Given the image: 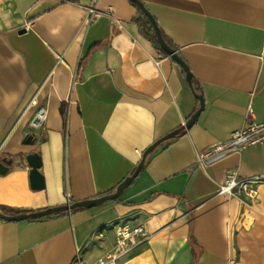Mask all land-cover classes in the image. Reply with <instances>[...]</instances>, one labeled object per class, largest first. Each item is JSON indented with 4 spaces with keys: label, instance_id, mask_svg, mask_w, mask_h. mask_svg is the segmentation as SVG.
Returning a JSON list of instances; mask_svg holds the SVG:
<instances>
[{
    "label": "crops",
    "instance_id": "0c3cea01",
    "mask_svg": "<svg viewBox=\"0 0 264 264\" xmlns=\"http://www.w3.org/2000/svg\"><path fill=\"white\" fill-rule=\"evenodd\" d=\"M141 1L189 66L204 110L148 156L117 200L0 220V264H98L116 244V225L146 232L118 264H264V254L238 253L235 239L249 219L264 231V184L244 204L218 196L229 171L264 176V142L199 163L247 120L264 124V0ZM93 5L97 16L87 22ZM33 98L47 110L40 129L31 127ZM199 107L131 0H0V160H13L0 174L5 214L115 192L144 152ZM30 134L33 145L25 144ZM36 152L46 184L39 191L26 161Z\"/></svg>",
    "mask_w": 264,
    "mask_h": 264
},
{
    "label": "built area",
    "instance_id": "2783aa9c",
    "mask_svg": "<svg viewBox=\"0 0 264 264\" xmlns=\"http://www.w3.org/2000/svg\"><path fill=\"white\" fill-rule=\"evenodd\" d=\"M65 2L66 0H59ZM91 22L97 16L95 5L88 8ZM31 106L36 108L35 116L31 122L33 129H40L47 119L46 107L41 105L37 98L31 100ZM264 142V124H255L247 120L245 127L234 132L225 142L213 145L206 153L199 157V163L204 166L215 165L231 154L240 152L249 146ZM264 184V176L240 177L236 172L229 171L224 183L219 185L218 196L239 200L242 204L247 200L255 201L258 198V188ZM68 205H71L69 202ZM116 244L112 251L98 260V264H118L121 259L130 254L136 246L144 242L146 232L143 226H118L113 227ZM99 238L105 237V232L99 233ZM77 264H82L80 260Z\"/></svg>",
    "mask_w": 264,
    "mask_h": 264
},
{
    "label": "water",
    "instance_id": "95a60500",
    "mask_svg": "<svg viewBox=\"0 0 264 264\" xmlns=\"http://www.w3.org/2000/svg\"><path fill=\"white\" fill-rule=\"evenodd\" d=\"M131 1L136 5V7L140 10V12L146 16V18L148 19V21L152 25L155 36L158 40V43H159V46L161 47V49L164 52H166L175 62H177L179 64V66L183 69V71L185 72L186 80H187L190 88H192L195 97L199 101V104H200L199 109L192 115V117L189 119V121L184 126H182L180 129L172 132L171 134H168L167 136L161 138L160 140L155 142L153 145H151L144 152L142 160L139 163V165L137 166V168L135 169V171L133 172V174L131 176L127 177L117 187L115 192H113L111 194L104 195L100 198H96L93 200L75 202L71 205L58 206V207L48 208L45 210H40L37 212H31V213H22V214H18V215H8V214H5L4 212L0 211V220H3V221L37 220V219L52 216L54 214L70 212V211H73V210L79 209V208L90 209V208L96 207L98 205H102L106 202L117 200L121 196V194L124 192V190L127 189L133 183V181L138 177V175L141 173V171L143 170V168L145 166V162H146V159L148 158V156L151 153H153L155 151V149L158 146H160L162 143L177 137L184 130L191 129L192 126L197 121V119L199 118L201 112L204 110V108H205L204 98H203L202 94H198L194 90L193 75H192L191 70L189 69V66L187 65V63L181 58V56L178 54V52L169 43H167V41L165 40V38L161 32V29L158 26L157 21L152 16L150 11L146 8V6L143 4V2L141 0H131ZM36 140H37L36 136L34 134H30L26 137L25 144L33 145L36 142ZM26 161H27V164L29 165V168L31 169L30 175H29L31 188L33 190H36V191L45 189V187H46L45 178H44L43 174L40 172L42 165H43V160H42L41 154L38 152L29 154L26 157ZM12 164H13V160H8L7 158L0 160V174H2V175L6 174L9 171Z\"/></svg>",
    "mask_w": 264,
    "mask_h": 264
},
{
    "label": "rangeland",
    "instance_id": "374dc122",
    "mask_svg": "<svg viewBox=\"0 0 264 264\" xmlns=\"http://www.w3.org/2000/svg\"><path fill=\"white\" fill-rule=\"evenodd\" d=\"M240 235V236H239ZM236 234L235 239L239 241L241 247H238V253L250 254L253 257L264 254V231L257 225L254 220L249 219L246 226Z\"/></svg>",
    "mask_w": 264,
    "mask_h": 264
},
{
    "label": "trees",
    "instance_id": "16d2710c",
    "mask_svg": "<svg viewBox=\"0 0 264 264\" xmlns=\"http://www.w3.org/2000/svg\"><path fill=\"white\" fill-rule=\"evenodd\" d=\"M131 3H132L133 6L136 7V5H135L132 1H131ZM139 12H140V10H139ZM140 14H141V17L143 18V21H144V22L146 23V25L149 27L150 32H152V40H153L156 44H158V40H157V38H156V36H155V34H154V30H153L152 25L150 24V22L147 20L146 16H145L143 13L140 12Z\"/></svg>",
    "mask_w": 264,
    "mask_h": 264
}]
</instances>
